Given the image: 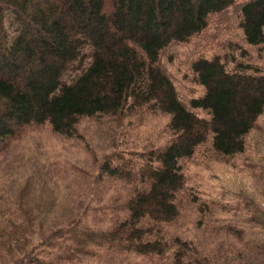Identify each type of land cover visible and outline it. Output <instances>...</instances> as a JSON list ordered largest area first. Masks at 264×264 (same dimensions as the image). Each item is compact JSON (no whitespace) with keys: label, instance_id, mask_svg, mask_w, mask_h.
Here are the masks:
<instances>
[{"label":"trees","instance_id":"1","mask_svg":"<svg viewBox=\"0 0 264 264\" xmlns=\"http://www.w3.org/2000/svg\"><path fill=\"white\" fill-rule=\"evenodd\" d=\"M230 9L243 40L264 43V0H0V149L31 123L71 137L82 116L168 115L159 146L134 143L99 164V183L126 186L103 225L93 216L98 179L56 218L55 195H37L51 190H38L34 175L0 189V264H139L141 254L159 264H264V201L243 198L233 221L187 188L183 167L202 145L225 161L246 151L264 113V72L218 53L197 57L203 92L186 103L159 63L167 46ZM255 166L264 184V156ZM184 207L197 215L193 236L169 231Z\"/></svg>","mask_w":264,"mask_h":264},{"label":"rangeland","instance_id":"2","mask_svg":"<svg viewBox=\"0 0 264 264\" xmlns=\"http://www.w3.org/2000/svg\"><path fill=\"white\" fill-rule=\"evenodd\" d=\"M216 53L226 61L234 58L264 72V43H246L237 26L236 14L230 9L218 17L212 16L206 31L185 42L173 43L161 52L159 63L183 102L203 92L191 68L194 59ZM167 119V114L151 113L142 108L115 116H82L71 137L53 132L47 122L27 124L0 149V189L7 192L18 182L21 187L23 179L34 175L39 179L38 190L43 185L51 190L37 192V195L44 199L55 195L56 218L66 206L86 200L89 186L98 179L99 164L105 157L114 159L116 152H129L132 149L129 146L134 143L137 145L133 146L134 150L159 146L166 136ZM247 142L246 151L233 160L225 161L202 145L183 164L187 188L200 193L209 203H220L226 216L236 222H240L242 213L238 212L243 198L264 201V184L257 182L255 166L256 160L264 156V113L248 133ZM124 183L123 180L96 181L98 189L92 201L95 203L100 198L103 202L102 209L93 216H100V225L110 215L106 206L126 187ZM215 208L220 209L219 206ZM196 217L190 207L182 208L178 223L169 231L195 235L198 230L194 223ZM139 257L135 258V263L159 264L151 256L141 254Z\"/></svg>","mask_w":264,"mask_h":264}]
</instances>
